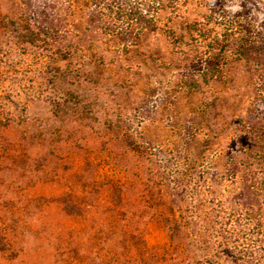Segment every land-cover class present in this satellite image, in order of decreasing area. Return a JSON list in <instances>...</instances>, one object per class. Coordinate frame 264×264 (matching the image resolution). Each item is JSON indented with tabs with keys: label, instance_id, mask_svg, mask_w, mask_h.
I'll return each mask as SVG.
<instances>
[{
	"label": "rangeland",
	"instance_id": "rangeland-1",
	"mask_svg": "<svg viewBox=\"0 0 264 264\" xmlns=\"http://www.w3.org/2000/svg\"><path fill=\"white\" fill-rule=\"evenodd\" d=\"M12 5L0 0V17ZM256 13L262 21L264 4ZM148 49L160 56L156 63L133 59L127 73L115 64L98 67V80L68 85L92 103L93 117L72 107L55 113L23 89L11 110L28 123L0 127V142L11 143L0 160V264H209L202 229L211 213L191 216L190 209L202 203L207 211L229 212L235 187L222 174L235 145L229 130L215 136L194 125L198 96L182 94L185 62L166 41L150 37ZM36 58L17 57L21 66ZM224 96L229 101L215 108L219 123L231 111L226 105L233 98ZM141 113L148 119L139 124ZM117 114L132 116L144 152L126 148L103 123ZM200 170L206 181L197 188ZM187 172L191 185L178 187ZM173 221L185 225L176 237L168 228Z\"/></svg>",
	"mask_w": 264,
	"mask_h": 264
},
{
	"label": "trees",
	"instance_id": "trees-1",
	"mask_svg": "<svg viewBox=\"0 0 264 264\" xmlns=\"http://www.w3.org/2000/svg\"><path fill=\"white\" fill-rule=\"evenodd\" d=\"M261 4L264 0H13L10 12L0 17V127L28 123L11 110L17 111L23 89L34 90L33 98L55 113L72 107L93 117L92 103H84L68 85L98 80V67L115 64L127 73L133 59L156 63L160 56L149 51V40L163 38L185 62L182 94L198 96L194 125L215 136L229 130L235 145L222 174L235 187L229 212L207 211L202 203L190 209L191 216L211 213V224L202 229L212 252L206 262L264 264V18L258 20L256 13ZM27 52L34 53L36 63L19 65L17 57ZM224 92L233 99L226 105L228 120L219 123L215 108L229 101ZM26 106L24 102L23 112ZM145 119L141 113L138 123ZM103 123L126 148L144 152L132 116L117 114ZM10 146L0 142V160ZM203 172L197 174V188L206 181ZM191 178L184 174L176 184L185 189ZM184 227L173 221L168 226L171 237Z\"/></svg>",
	"mask_w": 264,
	"mask_h": 264
}]
</instances>
